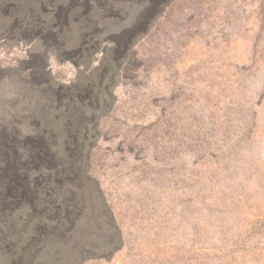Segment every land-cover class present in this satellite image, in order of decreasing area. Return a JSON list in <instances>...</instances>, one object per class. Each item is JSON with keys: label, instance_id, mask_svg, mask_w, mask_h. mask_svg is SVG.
Listing matches in <instances>:
<instances>
[{"label": "rangeland", "instance_id": "rangeland-1", "mask_svg": "<svg viewBox=\"0 0 264 264\" xmlns=\"http://www.w3.org/2000/svg\"><path fill=\"white\" fill-rule=\"evenodd\" d=\"M0 264H264V0H0Z\"/></svg>", "mask_w": 264, "mask_h": 264}, {"label": "trees", "instance_id": "trees-1", "mask_svg": "<svg viewBox=\"0 0 264 264\" xmlns=\"http://www.w3.org/2000/svg\"><path fill=\"white\" fill-rule=\"evenodd\" d=\"M29 17V16H28ZM29 19V18H28ZM22 22V21H21Z\"/></svg>", "mask_w": 264, "mask_h": 264}]
</instances>
